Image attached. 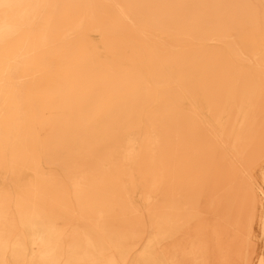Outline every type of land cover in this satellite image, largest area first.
Masks as SVG:
<instances>
[{
  "label": "bare ground",
  "instance_id": "6f19581e",
  "mask_svg": "<svg viewBox=\"0 0 264 264\" xmlns=\"http://www.w3.org/2000/svg\"><path fill=\"white\" fill-rule=\"evenodd\" d=\"M258 195L264 0H0V264H249Z\"/></svg>",
  "mask_w": 264,
  "mask_h": 264
},
{
  "label": "rangeland",
  "instance_id": "374dc122",
  "mask_svg": "<svg viewBox=\"0 0 264 264\" xmlns=\"http://www.w3.org/2000/svg\"><path fill=\"white\" fill-rule=\"evenodd\" d=\"M256 214L253 226L251 228L250 250L251 257L249 264H257L260 258L264 259V233L260 228V217L264 216V201L261 196L257 197Z\"/></svg>",
  "mask_w": 264,
  "mask_h": 264
}]
</instances>
